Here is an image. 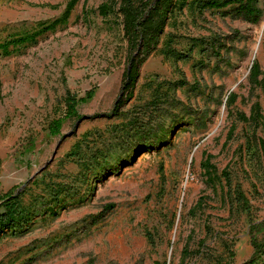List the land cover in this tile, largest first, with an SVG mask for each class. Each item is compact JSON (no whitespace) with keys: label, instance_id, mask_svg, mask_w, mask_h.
<instances>
[{"label":"rangeland","instance_id":"rangeland-1","mask_svg":"<svg viewBox=\"0 0 264 264\" xmlns=\"http://www.w3.org/2000/svg\"><path fill=\"white\" fill-rule=\"evenodd\" d=\"M69 1L0 0V264H264V90L248 83L254 61L264 80V0L256 21L246 0H177L110 118L119 0L64 20ZM254 103L261 118L240 121Z\"/></svg>","mask_w":264,"mask_h":264},{"label":"trees","instance_id":"trees-1","mask_svg":"<svg viewBox=\"0 0 264 264\" xmlns=\"http://www.w3.org/2000/svg\"><path fill=\"white\" fill-rule=\"evenodd\" d=\"M177 0H119V12L122 16V30L123 36L127 44V57L126 66L122 73L121 85L119 95L115 101L114 108L110 114V117L122 116L120 111L129 100L132 99L137 80L139 78V71L141 65L155 50L157 40L163 33L168 16L173 12L175 3ZM78 0H70L63 13V19L67 20L76 6ZM236 0H225L222 4L219 1L206 2V7L220 8L228 4L234 3ZM241 4L237 8L239 13L243 16L250 17L253 21L258 20L259 12L256 8L257 0H246L245 3L240 1ZM110 6L104 3L99 6L98 13L100 16H106L110 11ZM263 71L260 68L258 62L254 61L249 69L248 83L250 90H254L257 87H261L264 90V80L261 78ZM235 100V95H231L228 98L229 105ZM69 116L74 117L76 120H82L83 117L77 115L74 110L73 104H69ZM261 118L259 112V104L254 103L251 107V114L247 117L245 114H240L239 119L242 122H248L251 120H257ZM56 130L59 128V122L55 123ZM233 128L229 130L231 134ZM15 197L5 195L2 201L5 205L10 204L11 200ZM7 199V200H5ZM201 200L196 206H200ZM11 222L10 217L6 214L0 215V228H4ZM264 228V222L252 225L250 227L251 234V247L252 255L251 260L258 256L264 255V238L258 241L254 238V233L259 232ZM186 249L183 250V258L186 256ZM243 264H250L248 262Z\"/></svg>","mask_w":264,"mask_h":264}]
</instances>
